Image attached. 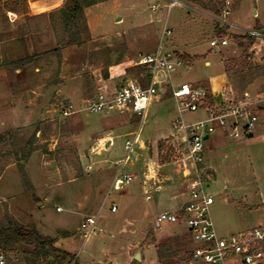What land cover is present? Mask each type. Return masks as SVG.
<instances>
[{
	"label": "rangeland",
	"instance_id": "rangeland-1",
	"mask_svg": "<svg viewBox=\"0 0 264 264\" xmlns=\"http://www.w3.org/2000/svg\"><path fill=\"white\" fill-rule=\"evenodd\" d=\"M203 1L204 5L211 1L218 12L181 0L183 5L170 9L169 0H110L89 15L93 37L84 16L79 26L81 42L63 48L60 10L68 0H0V230L14 225L34 229L53 240L58 251L55 259L35 263L29 258L33 248L12 245L5 254L8 264H93L106 256L124 260L126 243L138 228L131 222L138 211L125 208V197L150 211L149 222L158 211L156 195L141 189L156 150L159 163L189 169V176L171 174L176 181L188 179V192L200 180L212 196L208 215L220 237L264 229V124L258 125L252 139L237 145L230 141L239 151L231 162L222 155L224 139L219 142V136L212 135L204 143L203 164L197 167L187 161L183 166L182 133L172 127L176 120L191 127L205 117L203 112L179 113L171 88L219 76L223 58L245 60V70L231 74L230 89L224 91L231 90L236 101L243 100L245 93L250 100L264 99V40L254 38L249 46L241 41L239 46L232 39L253 31L264 35V0ZM118 17L121 22H114ZM164 27L179 35L177 50L185 48L201 59L166 80L143 120L126 109L113 108L104 114L80 110L86 94L96 92L103 83L99 79L109 76L110 67L112 74L122 69L132 78L144 77V70L133 63L139 55L156 52ZM221 37L227 39V46L212 50L209 42ZM170 42L172 38H164L163 49L180 55L170 50ZM205 61L210 66H204ZM228 69H234L232 63ZM69 104L76 113L64 117L62 110ZM108 137L112 138L109 147ZM118 174L133 181L116 191L112 184ZM145 194L149 201H144ZM111 204L116 205V213H110ZM100 206L103 232L84 241L77 232L80 221L89 210L97 214ZM155 234L162 237L159 242ZM142 244L165 251L157 264H195L188 260L191 246L181 224L147 226ZM152 258L151 251L145 263ZM135 262L141 264L139 259Z\"/></svg>",
	"mask_w": 264,
	"mask_h": 264
},
{
	"label": "built area",
	"instance_id": "built-area-1",
	"mask_svg": "<svg viewBox=\"0 0 264 264\" xmlns=\"http://www.w3.org/2000/svg\"><path fill=\"white\" fill-rule=\"evenodd\" d=\"M183 5L178 0H169L168 9ZM156 8L152 6L151 11ZM226 16V12L224 14ZM227 24L224 21H221ZM233 27L230 24H227ZM234 28V27H233ZM248 32V31H247ZM248 35L258 41L264 40V35L257 32H248ZM172 32L166 27L161 32L159 46L155 53L139 55L133 66L141 67L145 75L140 79L128 77L119 86L109 88L104 83L98 87L93 98L87 100L80 110L93 114H104L113 108L130 110L143 120L145 112L151 101L158 94L161 76L170 79L177 69L185 63L173 53L163 49L164 38H171ZM228 44L226 38H217L209 42L212 50L224 48ZM178 112H203L205 119L193 125H184L179 120L172 123L174 130L181 132V144L184 147L183 166L187 163L191 167L203 164L204 143L216 133L222 132L230 141L248 140L254 137L260 123L264 124V99L250 100L247 94L243 100L236 101L231 90L223 91L221 103H217L209 89L181 84L173 91ZM79 110V109H78ZM76 113L73 105L63 108L64 117ZM204 137H208L204 140ZM264 141V135H261ZM130 149V144L126 143ZM187 161V163H186ZM133 181L130 176H116L112 187L119 191ZM213 204L212 196L203 188L200 180L188 192V199L182 205L180 214L160 213L155 218V226L167 224L170 226L181 224L189 237L191 249V262L195 264H264V229L255 228L252 231L220 237L210 221L208 209ZM85 218L77 230L85 241L95 233H102L99 224V213ZM110 213L117 208L111 205ZM0 264H8L4 250L0 247Z\"/></svg>",
	"mask_w": 264,
	"mask_h": 264
},
{
	"label": "crops",
	"instance_id": "crops-1",
	"mask_svg": "<svg viewBox=\"0 0 264 264\" xmlns=\"http://www.w3.org/2000/svg\"><path fill=\"white\" fill-rule=\"evenodd\" d=\"M178 1H180V0H178ZM181 1L185 2L184 0H181ZM60 3H62V0H60ZM109 3H110V0H105L102 3L96 4L94 6H91L89 8L84 9L83 13H84L85 18L87 19V26H88L89 33L91 34V36L93 34L91 31V27H90L89 15L91 14V12L98 10L101 6L107 5ZM159 19H160L159 16H157L156 20H159ZM121 20H122V18L118 17V18H115L114 22H121ZM153 22L154 21H151V24ZM171 32H172V36H171L172 42H170L167 46H169V48H170V50H172V52H174V53L176 52V53L180 54L177 56L175 55L177 58L181 59V57H184V56L191 58V62H188V61L185 62L183 59H181L185 63V66L187 68H189L196 61L201 59L200 56L190 55V54L186 53L185 48H180V50L179 49L177 50L176 47L180 44V39H179L180 37L177 34L175 35V33L173 31H171ZM257 32H262V31H257ZM254 51H255L254 55L259 54V50L254 49ZM146 55H149V54H146ZM195 59H197V60H195ZM228 60L229 59H227V58L222 59V65H221L219 76L210 77V78H208L202 82H199L198 84H192L193 86H200V87H202V85H205L206 88L209 89V91L212 93V95H213V97L217 103H221L222 93L224 90L229 88V85H230L229 84L230 78L225 74V66H224V62L228 61ZM121 66H122V64L115 66V70L121 68ZM204 66H206V67L210 66V63L208 61H205ZM111 69L112 68L110 67L109 68V76L105 80L102 81L101 79H99V81L103 82L104 84H108L107 86L109 88H111V87L113 88L114 86H116L115 85L116 82L121 81L123 83L124 82L123 80H126L128 77H130V76L126 75V73L122 69H119L117 71V73L115 72L114 74L111 73V71H110ZM166 80L170 81V79H165L164 76H161V81H160L161 83L158 86V91L165 87ZM171 91H172L171 95L173 97V91L174 90H172V88H171ZM94 94H95V92H93L92 95L86 94L85 97L87 98V100H89V99L93 98ZM245 94H247V93H245ZM247 95L249 96V94H247ZM173 99H174V97H173ZM152 101L157 102L158 99L155 98ZM152 101H151V103H152ZM149 106H150V104H149ZM149 106H148V108H149ZM216 134L219 136V137H217V141L220 142L221 139H224V141L226 142L224 147L222 148V155L226 156V157H224L225 161L231 162L232 158L236 159L237 157L234 158L233 156L238 155L239 151L234 150V146L239 144L240 142H242L244 140L236 141V142H234L235 145H234V143H233V145H230L231 144L230 140H228L222 132H219ZM173 136H175V133H174V135L170 134L169 136L161 137L160 139H158L156 141V143L160 140H163V139H166L169 137H173ZM210 139L208 141H210ZM106 140H107L106 142H108L106 144L109 147L112 143V138L108 137ZM109 140H111V141H109ZM226 140L229 142H227ZM109 142H111V143L109 144ZM222 143L224 144V142H222ZM247 159H248V157H247ZM179 172H181L182 176H184L185 173L188 176L190 175L189 169H185V171H181V167H177L174 164L159 163L157 161V150H156L155 161L153 162V164H150L149 167H147L146 172H144V177H143V181L141 184L142 191L145 192L146 189H150L152 194L156 195V199H157L156 203L158 206V211L153 215V219L152 220L150 219V222H152V223L150 224V222H149V218H151V217L149 214L150 211L147 208H143L142 206L135 204L134 201L130 199L131 197H127V198L125 197V201H124L125 208L129 209V210L138 211L137 218L134 221H131L134 225H138V228L136 227L137 229H133L131 238L126 243V246L124 249L125 250V252H124L125 253V259L122 260L123 262L122 261L118 262L115 258L106 256L105 257L106 260H104L103 262H101V263L97 262V263H93V264H132L133 260L136 261L135 256L137 255V254L136 255L134 254V256L131 255V252L133 250L138 251L139 263H141V264H146L145 262L150 257V252L152 251L154 253V258L151 259L149 264H157L158 261H157V253H156L155 247L151 246V245L150 246L143 245L142 244V237H143V233L146 230L147 226L153 225V224L155 226V218L160 213L180 214V209H181L182 205L188 199V191L186 188L187 184H185L188 179L183 180V181H181V180L176 181L175 177H173L172 175H174L176 173L179 174ZM149 200H150L149 196L147 194H145L144 201H149ZM104 201H105V199L103 200L102 203H104ZM111 205H115V204H111ZM100 207H99V209H100ZM94 210L95 209L87 211V214H85L84 218L81 219L80 223L85 218L95 215ZM155 227H158V226H155ZM155 238H156L157 242H159V240L162 239L161 236L158 237V236H156V234H155Z\"/></svg>",
	"mask_w": 264,
	"mask_h": 264
},
{
	"label": "trees",
	"instance_id": "trees-1",
	"mask_svg": "<svg viewBox=\"0 0 264 264\" xmlns=\"http://www.w3.org/2000/svg\"><path fill=\"white\" fill-rule=\"evenodd\" d=\"M105 0H68L67 6L60 10V15L64 25V35L61 43V47L65 48L71 45H76L81 42V31L80 23L84 20L83 11L86 8L94 6L96 4L102 3ZM186 2L192 3L194 5L208 9L211 12H218L217 7L213 6L211 1L209 5H204L203 0H185ZM232 39L235 43L241 46V41H248V46L253 43L252 37L245 35L233 36ZM185 61H189V57H183ZM194 60V59H193ZM197 60V59H195ZM233 64L234 69H228V64ZM244 59H231L224 62L225 74L230 77L231 74H238L243 72ZM247 69H252V65L248 63ZM232 71V72H231ZM108 75H105V79ZM162 148V143H158V149ZM24 181L26 182V176L23 175ZM12 245H25L33 248L31 255L29 256L35 263L43 258H56L57 249L54 247L53 240L41 236L34 229H26L18 225L9 226L5 229L0 230V247L3 248L5 254L8 248ZM157 261L161 262L164 258L165 251L163 249L157 248ZM175 257V254H173ZM191 259V254L188 252V260ZM132 264H138L135 261Z\"/></svg>",
	"mask_w": 264,
	"mask_h": 264
},
{
	"label": "water",
	"instance_id": "water-1",
	"mask_svg": "<svg viewBox=\"0 0 264 264\" xmlns=\"http://www.w3.org/2000/svg\"><path fill=\"white\" fill-rule=\"evenodd\" d=\"M208 137H204V140H207ZM139 259V255L135 256V260L137 261Z\"/></svg>",
	"mask_w": 264,
	"mask_h": 264
}]
</instances>
